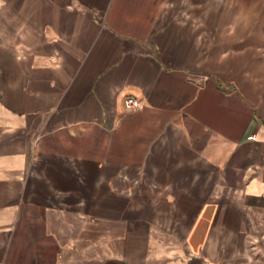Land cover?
<instances>
[{
	"label": "crops",
	"instance_id": "crops-1",
	"mask_svg": "<svg viewBox=\"0 0 264 264\" xmlns=\"http://www.w3.org/2000/svg\"><path fill=\"white\" fill-rule=\"evenodd\" d=\"M0 264H264V0H0Z\"/></svg>",
	"mask_w": 264,
	"mask_h": 264
},
{
	"label": "built area",
	"instance_id": "built-area-1",
	"mask_svg": "<svg viewBox=\"0 0 264 264\" xmlns=\"http://www.w3.org/2000/svg\"><path fill=\"white\" fill-rule=\"evenodd\" d=\"M124 106L127 109H135L139 107V102L136 99L128 98L124 101Z\"/></svg>",
	"mask_w": 264,
	"mask_h": 264
}]
</instances>
